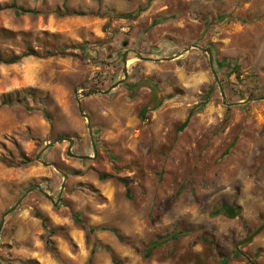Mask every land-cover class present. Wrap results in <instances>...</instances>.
Masks as SVG:
<instances>
[{"label":"rangeland","instance_id":"1","mask_svg":"<svg viewBox=\"0 0 264 264\" xmlns=\"http://www.w3.org/2000/svg\"><path fill=\"white\" fill-rule=\"evenodd\" d=\"M27 50L0 64V264H250L264 0H0V58ZM240 250L264 264V230Z\"/></svg>","mask_w":264,"mask_h":264},{"label":"water","instance_id":"2","mask_svg":"<svg viewBox=\"0 0 264 264\" xmlns=\"http://www.w3.org/2000/svg\"><path fill=\"white\" fill-rule=\"evenodd\" d=\"M207 53H208V55H209V60H210V63H211V54H210V50L209 49H207ZM215 75V74H214ZM215 77H216V75H215ZM118 84H114V86H117ZM107 92L108 91H101V90H93V89H89V90H87L86 92L85 91H82V92H80V94L82 95V96H85V97H87V96H89V95H91V94H107ZM264 99V98H263ZM59 141H67L68 143H69V148H68V151H67V155L68 156H73V154L70 152V147H71V145H72V143H73V141H72V139L71 138H68V137H62V138H56L55 140H54V142H59ZM78 159H88V157H85V156H76ZM19 201L20 200H18V202L14 205V207H16L18 204H19ZM13 207V208H14ZM13 208L11 209V210H9V211H7L5 214H4V216L2 217V220H1V222H0V229H1V227H2V225H3V222H4V217L7 215V214H9L12 210H13ZM264 230V223L257 229V230H255L249 237H247V238H245L244 240H242V241H240L239 243H237L236 245H235V250L242 256V257H244L250 264H256V263H254V262H252L251 261V259L250 258H248V256L246 255V254H244L241 250H240V247L242 246V245H244V244H246V243H249L256 235H258L260 232H262Z\"/></svg>","mask_w":264,"mask_h":264},{"label":"trees","instance_id":"3","mask_svg":"<svg viewBox=\"0 0 264 264\" xmlns=\"http://www.w3.org/2000/svg\"><path fill=\"white\" fill-rule=\"evenodd\" d=\"M11 7H15V5L12 4ZM30 55L35 56V53L32 50H27L21 56H13V57L6 58V59L0 58V64H13V63H16L17 61H19L22 57L30 56ZM146 111H147L146 108H143L141 110L142 116L146 113ZM188 119H189V116L187 117V119L182 124V128L186 126ZM214 213L215 214L222 213L223 215H225L226 217L231 219V218L237 217L240 214V209L234 205L227 206V205L222 204L219 209L214 211ZM36 217L39 218V215L36 214ZM80 219H81V216L79 214L74 215L75 222H79ZM42 224L44 226L46 225V221L44 219H42ZM103 229L106 230L107 228H103ZM93 231H94V229H90V232H93ZM226 263H227V259H223L221 264H226Z\"/></svg>","mask_w":264,"mask_h":264}]
</instances>
